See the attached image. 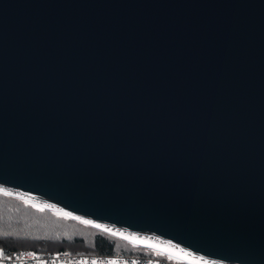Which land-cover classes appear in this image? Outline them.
I'll use <instances>...</instances> for the list:
<instances>
[{"label":"water","instance_id":"1","mask_svg":"<svg viewBox=\"0 0 264 264\" xmlns=\"http://www.w3.org/2000/svg\"><path fill=\"white\" fill-rule=\"evenodd\" d=\"M0 190L264 264V0H0Z\"/></svg>","mask_w":264,"mask_h":264},{"label":"trees","instance_id":"2","mask_svg":"<svg viewBox=\"0 0 264 264\" xmlns=\"http://www.w3.org/2000/svg\"><path fill=\"white\" fill-rule=\"evenodd\" d=\"M0 250L100 257H137L173 263L169 253L129 241L81 219L0 191ZM175 264H191L183 260Z\"/></svg>","mask_w":264,"mask_h":264},{"label":"built area","instance_id":"3","mask_svg":"<svg viewBox=\"0 0 264 264\" xmlns=\"http://www.w3.org/2000/svg\"><path fill=\"white\" fill-rule=\"evenodd\" d=\"M0 264H173L137 257H100L91 255H70L67 253L44 254L21 250L18 252L0 250Z\"/></svg>","mask_w":264,"mask_h":264},{"label":"rangeland","instance_id":"4","mask_svg":"<svg viewBox=\"0 0 264 264\" xmlns=\"http://www.w3.org/2000/svg\"><path fill=\"white\" fill-rule=\"evenodd\" d=\"M0 191H2V190H0ZM2 192H5V191H2ZM5 193H7V192H5ZM7 194L13 195L10 193H7ZM13 196L18 197L16 195H13ZM19 198L24 199L21 197H19ZM24 200L31 202L32 204H35L37 206L45 207L47 209L56 211L55 209H53L51 207L43 206L37 202L30 201L27 199H24ZM119 234H120V236L124 237L125 239H127L129 241L136 242L138 244L146 245L149 247H154L155 249L160 250L161 252H164V253H169V255H167V259L171 260L173 262V264H175L181 260H183L187 263H191V264H220V263H217L214 261L206 260L204 258L192 256V255L186 253L185 251H183L182 249H180L179 247H177L175 245H172V244L167 243L165 241H161L158 239L151 238L149 236L131 233V232H121Z\"/></svg>","mask_w":264,"mask_h":264},{"label":"bare ground","instance_id":"5","mask_svg":"<svg viewBox=\"0 0 264 264\" xmlns=\"http://www.w3.org/2000/svg\"><path fill=\"white\" fill-rule=\"evenodd\" d=\"M46 205H49V206H52V207H56L55 205L50 204V203H46Z\"/></svg>","mask_w":264,"mask_h":264}]
</instances>
